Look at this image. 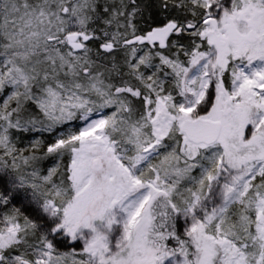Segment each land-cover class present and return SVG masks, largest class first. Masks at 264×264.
Returning <instances> with one entry per match:
<instances>
[{"label": "snow or ice", "instance_id": "1", "mask_svg": "<svg viewBox=\"0 0 264 264\" xmlns=\"http://www.w3.org/2000/svg\"><path fill=\"white\" fill-rule=\"evenodd\" d=\"M0 264H264V0H0Z\"/></svg>", "mask_w": 264, "mask_h": 264}]
</instances>
